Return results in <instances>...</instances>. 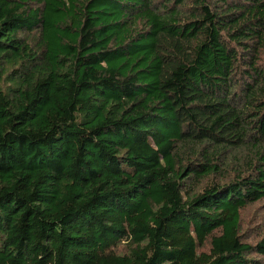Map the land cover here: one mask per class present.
<instances>
[{"label": "trees", "instance_id": "obj_1", "mask_svg": "<svg viewBox=\"0 0 264 264\" xmlns=\"http://www.w3.org/2000/svg\"><path fill=\"white\" fill-rule=\"evenodd\" d=\"M264 0H0V264H264Z\"/></svg>", "mask_w": 264, "mask_h": 264}, {"label": "rangeland", "instance_id": "obj_2", "mask_svg": "<svg viewBox=\"0 0 264 264\" xmlns=\"http://www.w3.org/2000/svg\"><path fill=\"white\" fill-rule=\"evenodd\" d=\"M241 226L254 228V231L250 229L247 234L257 233L256 238L264 232V201L251 204L241 211Z\"/></svg>", "mask_w": 264, "mask_h": 264}]
</instances>
